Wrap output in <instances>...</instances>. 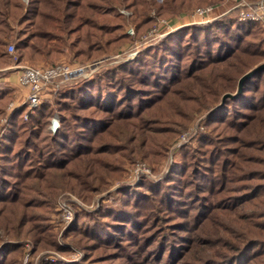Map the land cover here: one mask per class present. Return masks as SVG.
I'll return each mask as SVG.
<instances>
[{
    "label": "rangeland",
    "instance_id": "1",
    "mask_svg": "<svg viewBox=\"0 0 264 264\" xmlns=\"http://www.w3.org/2000/svg\"><path fill=\"white\" fill-rule=\"evenodd\" d=\"M24 1L43 53L0 56V264H264V67L241 82L264 21L239 0H66L41 44ZM59 62L85 71L31 105L19 64Z\"/></svg>",
    "mask_w": 264,
    "mask_h": 264
},
{
    "label": "trees",
    "instance_id": "2",
    "mask_svg": "<svg viewBox=\"0 0 264 264\" xmlns=\"http://www.w3.org/2000/svg\"><path fill=\"white\" fill-rule=\"evenodd\" d=\"M30 1V0H28ZM33 1V0H32ZM169 0H164V5L167 3ZM176 1L174 0V4L176 5ZM22 2V3H21ZM0 0V56H7L9 59L13 60V55L9 54L7 51V45L11 43L13 40L15 43V49H24V48H31L34 49L36 53H43L42 47L37 46V45H32L31 40H28L26 38V34H22L20 36V32L16 30L17 25L22 19V14L19 16V10L23 9V3H25L24 0ZM30 3V2H29ZM180 2H177V5H179ZM142 6L145 7L147 4H151V2H143L140 3ZM80 6H83L82 3L78 4ZM30 11H33L34 13H37L36 15L40 18H42V23L40 24V28L38 35H41L43 38L40 40L41 44H49V42H46L44 38H46V35L50 34V30L43 29V26H48L49 23H51L54 19L58 20L60 19L61 22L63 23H68L72 21L73 18L77 17V14H74L73 12H70L67 10V2L66 0H38V5L35 7L29 9ZM146 10V9H145ZM146 12H143L142 14H145ZM17 22V23H16ZM16 23V26H15ZM65 29V28H62ZM68 33V32H67ZM98 32H87L86 33V39L89 42V44L94 38H97ZM23 36V37H22ZM198 38V37H196ZM82 39V38H81ZM85 39V38H84ZM91 39V41H90ZM109 43V41L107 42ZM95 44V43H94ZM6 47V48H5ZM92 47V46H91ZM245 51V50H244ZM47 54L51 55L52 52L50 50H47ZM25 55V52L20 53L19 57H23ZM225 60V59H224ZM56 64V63H55ZM53 65V64H51ZM38 113L41 115H45V108H40L38 110ZM35 120V117H34ZM50 125V123H49ZM19 169H21V165L18 164ZM18 177H23L25 176V172H22L20 170L17 174Z\"/></svg>",
    "mask_w": 264,
    "mask_h": 264
},
{
    "label": "built area",
    "instance_id": "3",
    "mask_svg": "<svg viewBox=\"0 0 264 264\" xmlns=\"http://www.w3.org/2000/svg\"><path fill=\"white\" fill-rule=\"evenodd\" d=\"M235 7L239 8L241 18L264 21V0L255 3L248 0H239ZM214 11L215 7L213 5H207L198 7L196 13L205 16L214 13ZM8 50L13 52L15 45L9 44ZM19 66L21 70L19 71L18 81L21 86L27 88L28 100L31 105L38 104L51 85L70 81L78 73L85 71L83 66H72L66 62L45 66L21 64Z\"/></svg>",
    "mask_w": 264,
    "mask_h": 264
},
{
    "label": "water",
    "instance_id": "4",
    "mask_svg": "<svg viewBox=\"0 0 264 264\" xmlns=\"http://www.w3.org/2000/svg\"><path fill=\"white\" fill-rule=\"evenodd\" d=\"M263 67H264V65L260 66L259 68L255 69V70H252V71L246 73V74L242 77L241 82H242L245 78L251 76L255 71H257V70H259V69H262Z\"/></svg>",
    "mask_w": 264,
    "mask_h": 264
},
{
    "label": "crops",
    "instance_id": "5",
    "mask_svg": "<svg viewBox=\"0 0 264 264\" xmlns=\"http://www.w3.org/2000/svg\"><path fill=\"white\" fill-rule=\"evenodd\" d=\"M16 80H17V75L13 76V78H12V81H14V83L16 82Z\"/></svg>",
    "mask_w": 264,
    "mask_h": 264
}]
</instances>
